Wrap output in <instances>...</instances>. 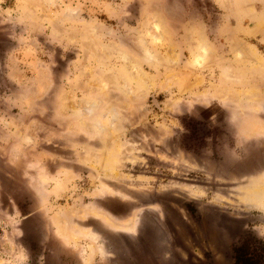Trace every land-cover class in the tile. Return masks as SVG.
Returning <instances> with one entry per match:
<instances>
[{
  "label": "rangeland",
  "instance_id": "rangeland-1",
  "mask_svg": "<svg viewBox=\"0 0 264 264\" xmlns=\"http://www.w3.org/2000/svg\"><path fill=\"white\" fill-rule=\"evenodd\" d=\"M264 241V0H0V264H234Z\"/></svg>",
  "mask_w": 264,
  "mask_h": 264
},
{
  "label": "trees",
  "instance_id": "trees-1",
  "mask_svg": "<svg viewBox=\"0 0 264 264\" xmlns=\"http://www.w3.org/2000/svg\"><path fill=\"white\" fill-rule=\"evenodd\" d=\"M253 251L251 237L246 238L235 248L234 264H264V241H258Z\"/></svg>",
  "mask_w": 264,
  "mask_h": 264
},
{
  "label": "flooded vegetation",
  "instance_id": "flooded-vegetation-1",
  "mask_svg": "<svg viewBox=\"0 0 264 264\" xmlns=\"http://www.w3.org/2000/svg\"><path fill=\"white\" fill-rule=\"evenodd\" d=\"M236 247H237V246H236ZM236 247H235V248H236ZM234 262H235V249H234Z\"/></svg>",
  "mask_w": 264,
  "mask_h": 264
}]
</instances>
